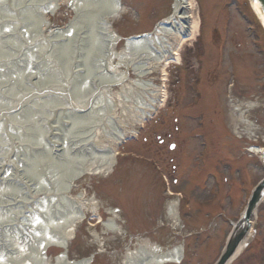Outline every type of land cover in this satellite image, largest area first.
Wrapping results in <instances>:
<instances>
[{
  "label": "rangeland",
  "instance_id": "1",
  "mask_svg": "<svg viewBox=\"0 0 264 264\" xmlns=\"http://www.w3.org/2000/svg\"><path fill=\"white\" fill-rule=\"evenodd\" d=\"M128 1L130 4L138 3V0ZM140 1V5L144 6L137 8L143 11L144 20L139 23V26L135 24L134 29L132 25L135 23L132 19L133 13L129 11L125 15L126 17L124 16V21L123 17V19L115 22V26H119L118 31L120 33L124 34L125 29L133 32L148 30L154 22L168 16L171 11V0ZM197 1L201 2L200 0ZM225 1H206L207 8L212 6L219 15L222 13L216 26H212L215 27L212 33L213 41L210 42L212 48L208 46L211 31L208 25L212 22L216 23L215 16L211 22L210 17L208 18L209 24L207 23V29L202 33V36L197 37L196 40H189L183 45L180 51V63L165 66L168 77V81L165 83L168 99L165 100L164 107L161 106L154 119L141 131L139 139L127 141L120 147L122 157L119 158L114 173L106 176L90 173L80 179L81 181L73 183L72 193L69 190L65 194L69 201H75L77 197L82 196L87 203V205L84 204L85 208L96 209V212H93L95 215L91 212L86 213L85 220L82 221L84 224L78 226L76 235L74 234L71 239L68 248L70 259L77 260L84 256L94 255L95 261L92 264H122L128 246L132 250L137 247V244H160L163 248H168L177 243H182L185 249V261L182 264H213L219 257L227 230L229 231L230 227L226 222L225 230L216 232L210 237L208 230H211L207 229V225L215 221L222 223L225 214L232 215L235 219L239 208L245 205L246 197L243 195L248 196L258 180L264 175L260 162L259 164L254 162L257 166L254 167V170L251 169L250 165H241L240 162L243 159L241 158L239 161L237 158L239 156L246 158L245 153L242 154L245 146L243 142L245 141L237 142L233 136V130L239 122L237 119L239 114H234L233 103L237 106L252 103L256 107L249 109L246 116L259 126L256 139L260 144H264V52L259 53L258 48L252 46V38H247L248 33L244 29L245 23L242 20L237 16H226L223 10L218 9L219 5ZM239 4H241V0H239ZM69 5H63L58 10V14L55 16V27L65 28L69 20L76 16L75 11ZM245 5L248 17L256 22L259 28L257 31L261 34L263 41L262 27L258 24L252 9L249 8L248 4ZM207 8H205L206 11ZM225 8L228 10L227 7ZM197 11L196 7V14ZM7 12L8 10H6ZM125 35L127 34L125 33ZM220 41L222 47H220ZM120 46L121 44L118 48ZM0 48L4 49L2 46ZM11 50L13 51V48ZM23 52L21 50L18 56L22 55L23 57ZM200 53L204 54L202 65L204 64L207 69H192L191 65L196 67L201 65L197 61L199 57L194 58V55L197 56ZM219 55H221V63L217 65L216 59ZM34 60L39 61V65L43 61L47 62L43 66L45 70L51 66L54 67L57 63V60L53 58L49 60L34 58ZM13 67L15 69L12 66H8V69L12 72L22 70L18 66ZM212 68L217 69V71H214L215 74L210 71L211 75L204 85L205 89L202 83L207 75V70ZM82 69L86 71L85 67ZM160 69L162 68L156 66L154 70H150V72L153 71L152 74L142 78L138 77L135 71L125 72L128 81H131L129 85L132 88V90L127 91L130 95L127 96L126 105L134 106L139 99L140 102L144 101L145 96L151 92L143 90L142 85L150 82H153L154 85L160 84ZM56 70L58 77H60L63 67L58 66ZM91 71L94 69L91 68ZM222 72H225L224 75H220ZM105 75L108 74L105 73ZM98 79H101L103 85L107 81L106 78L97 76L96 80L99 81ZM231 80H234L232 86L230 85ZM61 82L64 83V81ZM12 83L13 80L10 79L8 85H12ZM189 83L193 88L188 86ZM69 87L71 88V85ZM6 88L0 87L1 91L6 93L5 101H8L9 93ZM111 89L113 90L111 92L113 97L120 92L119 86L111 87ZM47 95L50 94L47 93ZM26 99L29 100V96ZM32 99L38 100L37 96H33ZM40 100H42L41 96ZM206 100L208 103L205 102ZM40 102L39 107L32 104V107L35 110L38 109L39 113L44 110ZM123 103L120 101L119 104ZM29 105L31 103L24 105L27 106L25 108L27 112L30 111ZM225 106L228 115L222 116L220 113L225 111ZM0 109L15 115L16 108L6 110L1 106ZM118 109L112 107L111 112H116L118 116H121L120 105ZM1 115L5 116L4 114ZM2 116H0V120H2ZM132 116L133 113L131 118ZM176 119L178 122L174 123ZM225 119L224 123L223 120ZM93 120L90 119L89 121ZM125 120L127 123L130 122L128 118ZM122 121L124 122L123 119ZM95 122L100 125L95 129V133L100 135L104 132L102 120ZM10 123H13L12 120L9 121ZM127 123L124 125L126 126ZM49 124L53 123L50 122ZM174 126H177V130L174 129ZM225 128H227L226 135H224ZM54 132L58 133V136L61 134L60 130H53ZM198 134L203 135L198 138ZM227 135L234 140L232 145L226 143L227 140H230ZM203 136L208 144V151L205 154L201 145ZM163 137L174 139L175 146L169 149L167 139L163 141V145H160L161 140L159 139ZM229 164H232L235 173L228 171L226 166ZM223 166H225L224 169ZM217 170H220L221 182L219 184H222V177L226 183L225 189H222L221 192L219 187L215 188L218 183L216 178L211 176V174H215L219 179ZM236 171H239L238 174ZM207 172L208 175H206ZM162 174L168 178L170 191L180 192L182 197L180 203L181 224L178 226L165 218L164 204L170 195L166 192V184L162 182ZM11 181L12 183L15 182V180ZM192 182L194 186L191 185ZM51 185L58 186L54 180L51 181ZM23 189L26 193L25 196L30 195L27 187ZM59 202V207L56 206V209L59 210H56L58 214L64 209L65 211L69 210V207L74 209L71 202L68 205L62 202L60 197L59 200L56 198L53 206ZM99 214L105 220H111L114 217L120 229L117 232L107 230L99 222ZM252 232L242 251L248 253H245L242 259L245 256H250L253 259V255L250 254L255 251L257 262L260 261L259 264H264V258L261 254L264 252V202L259 205L254 217ZM135 238H139V241ZM131 239L133 242H130ZM35 245L27 247L25 250L27 255L29 254L28 251H31L30 257L33 258L35 255L33 253L36 251L32 248ZM5 246H9V243ZM60 250L56 247L48 248L47 254L50 264H54L55 256ZM259 250L261 253H258ZM40 253H42L41 249ZM24 256L21 255V260H16V264L28 262ZM238 263L243 264V260ZM232 264H235V261Z\"/></svg>",
  "mask_w": 264,
  "mask_h": 264
},
{
  "label": "bare ground",
  "instance_id": "2",
  "mask_svg": "<svg viewBox=\"0 0 264 264\" xmlns=\"http://www.w3.org/2000/svg\"><path fill=\"white\" fill-rule=\"evenodd\" d=\"M4 1L8 0H0V6ZM10 1L15 14L7 16L2 12L5 15L0 20V45L4 47V49L0 48V87L4 89L7 87L9 93L8 101H5L6 93L0 89V108L1 106L10 110L16 108L20 117H17L15 113L13 115L0 109V116H2L1 114L5 115L0 120V264L7 262L16 264V260H21V255H25L24 258L28 259V262L24 264H47L48 260L40 253L42 244H44V250L51 245L63 250V253L57 258V264H90V257L70 261L66 259L64 253L67 252L68 243L73 237L77 225L84 220L86 213L91 212L95 215L93 212H96V209H84L85 207H83L78 212L69 207V210L65 211L64 209L58 214L59 210L56 209V206L59 207L60 202L53 205L56 198L59 200V197L62 202L69 205L70 201L65 194L69 190L72 193L73 183L81 181L80 179L90 174L89 172L93 174L114 172L118 156L116 147L130 132L128 125L122 128L127 121L125 119L130 120V122H126L130 127L141 122L147 115L146 113L152 110V99L157 100L158 94H163L165 91L161 89V85L152 87L143 83L144 90L152 91L153 95L146 101L140 102L139 99L134 106L126 105V96H129V93L126 88L121 87L126 78L123 76L122 70L131 68L135 72L138 70V74L143 76L148 74L149 69L170 64L165 62L164 55L177 53L180 43L193 39L197 35L199 22L196 17L193 19L191 14L193 1L173 0L174 13L178 12V15L170 16L166 23L159 24L155 34L141 35L135 40H128L121 51L115 52L119 38L109 25L123 10L120 8L121 0H117L116 3H113L114 0H67V2L70 1L76 18L71 22V28L66 32L61 30L55 33L56 29L51 31L52 34H55L52 36L55 43L50 50L51 56L56 57L60 63L55 62V66H51L48 70L43 68L47 64L45 61L41 65L38 62L37 67L31 65L27 68L26 66V63L33 62L34 53L39 52V50H33V46H39V48L42 46V43L35 44L36 39L31 35L30 28L33 27L38 41H40L42 37L39 36V30L43 26V17L52 12L54 6L62 0ZM252 4L256 13L262 16L259 2L252 1ZM30 21L31 24L33 23L32 26H28ZM3 28L8 30H3ZM12 32H16L19 36L23 34L25 39V45L18 49L19 52L25 50L23 57L22 55L18 56L19 59L15 58V54L11 50V46L16 43L17 39L2 40L4 36ZM182 32H187L190 37L187 40L181 38L180 43L177 44L176 40H179ZM26 33L28 36H25ZM76 36L79 39L75 38ZM59 38L62 40L66 38L67 43L59 42ZM75 42L80 48L78 59L84 63L74 67L75 71H79L78 73L71 70L69 65V62L74 60H71L68 52L71 51V46ZM105 48L107 54L104 51L101 53V50ZM75 50L77 53L78 50L76 48ZM27 52H30V55L27 56ZM8 66H12L14 69L13 66H18L22 70L12 72ZM58 66L63 67L64 75L62 74L60 78L56 72ZM84 67L86 71L83 74L80 70ZM91 68L94 71H91ZM162 70L164 72L162 76L166 75L165 67ZM104 72L108 75H105ZM97 76L106 78L107 81L104 85L108 86H104L101 79H98V91L93 92L90 81ZM68 77L78 83L77 87L80 84L82 88L80 92H83V96L79 101H74L69 96L68 82L65 80ZM10 79L13 80L12 85H8ZM58 79H62L64 83H60ZM114 85L120 87L116 99L124 100L123 104L116 101L118 104L115 105L114 97L110 98L113 91L111 87ZM77 90L79 91V89ZM33 93L35 95H32ZM47 93L58 94L59 99L54 95H48L47 99L44 96L40 100V96ZM73 95L77 96L78 92L73 91ZM98 95L103 97H97ZM25 96H29V100L25 99ZM33 96H37L38 100L32 99ZM39 101L43 107L49 105L51 111H46L45 108L39 113L38 109L35 110L32 104L39 107ZM93 102L95 104L88 113L80 115L75 112L80 108H86ZM101 102L106 105L99 112L98 107ZM26 103H31L28 106L30 107L29 112L25 109L27 108L24 106ZM119 105L121 116H118L116 112H111L112 107L118 109ZM106 107L110 109V113H106ZM53 113H57L59 116L48 127H52L54 130L62 128V142L60 143H58V136L54 134L52 138L48 139V142L44 135L49 128L44 129L41 126V122L47 123L45 121L48 120L47 116L49 117ZM132 113L135 120L131 118ZM90 117H94V120L89 121ZM10 120L13 123H10V127H8L7 124ZM98 120H102L104 132L100 138L96 139L95 129L100 125L95 121ZM65 124L71 126L65 129ZM55 142L58 146H62L63 154L61 159L59 158L60 160L51 156L53 149L50 144H56ZM48 175L50 177H47ZM11 180H15V182L12 183ZM53 180L57 183V187L51 185ZM24 187L29 189L30 195H24L26 194ZM80 200L83 201L79 196L76 201L81 202ZM83 203L87 205V203ZM173 203V206L168 205V208L169 214L174 216L175 205ZM113 220L114 217L111 220L99 218V222L106 229L112 231L116 227L114 224L116 221ZM6 242L9 243V246H5L8 244ZM33 244H36L32 248L36 251L33 253L35 254L34 258L30 257L31 251H28V255L25 252L26 248ZM243 245L244 242L238 244L234 252L235 255L233 254L232 257L242 250ZM183 251L181 245H174L165 251L158 247L140 246L138 249L126 252L123 264L179 263L182 260ZM45 255L47 256L46 253Z\"/></svg>",
  "mask_w": 264,
  "mask_h": 264
},
{
  "label": "water",
  "instance_id": "3",
  "mask_svg": "<svg viewBox=\"0 0 264 264\" xmlns=\"http://www.w3.org/2000/svg\"><path fill=\"white\" fill-rule=\"evenodd\" d=\"M262 7L264 9V0H260ZM264 188V181L258 186V188L254 191L250 205L248 207V211H247V216H249L253 206L255 205V203L259 200L260 198V194H261V190ZM244 221L241 222V224L237 227L236 229V236L233 237L230 242L229 245L227 246L221 262H225L234 252V249L236 248V246L238 245L239 241H241V238L243 236V234L245 233V224H243Z\"/></svg>",
  "mask_w": 264,
  "mask_h": 264
}]
</instances>
